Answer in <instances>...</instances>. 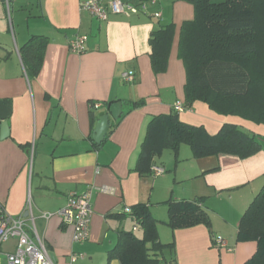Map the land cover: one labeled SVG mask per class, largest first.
I'll use <instances>...</instances> for the list:
<instances>
[{
    "label": "crops",
    "instance_id": "obj_1",
    "mask_svg": "<svg viewBox=\"0 0 264 264\" xmlns=\"http://www.w3.org/2000/svg\"><path fill=\"white\" fill-rule=\"evenodd\" d=\"M84 1L0 0V204L13 216L27 217L31 201L34 226L57 264H70L74 253L85 255L75 264H121L109 261V252L122 232L133 230L129 221L137 225L124 215L125 208L140 204L159 220L160 242L174 244L166 261L245 264L258 245L238 241L239 226L264 187V142L260 141L261 151L247 159L227 154L197 159L188 145H182L177 157L165 150L155 158V166L163 167L165 174L135 171L151 119L171 113L179 102L185 106L187 73L179 58V40L182 25L195 18L193 3L148 0L147 13L111 15L100 21L82 10ZM171 24L175 37L168 68L155 74L150 37ZM76 35L88 37L83 54L69 49ZM35 36H43L47 45L39 74L29 79L21 49ZM126 72L135 73L133 83L123 80ZM110 101L121 102L123 113L110 119L105 140L97 144L93 134ZM96 102L102 107L91 108ZM179 115L211 135L234 124L264 138L263 124L218 114L202 101ZM2 122L9 125L5 139ZM104 187L109 191L102 192ZM90 189V238L79 243L74 241V227L64 224L59 212L71 192ZM197 199L209 212L210 227L172 230L166 202ZM27 224L33 227L30 220ZM216 237L225 239L230 250L218 248ZM12 250L14 243L5 251Z\"/></svg>",
    "mask_w": 264,
    "mask_h": 264
},
{
    "label": "trees",
    "instance_id": "obj_2",
    "mask_svg": "<svg viewBox=\"0 0 264 264\" xmlns=\"http://www.w3.org/2000/svg\"><path fill=\"white\" fill-rule=\"evenodd\" d=\"M191 2L195 18L182 25L179 40V58L187 73L185 108L202 101L218 114L264 125V0ZM174 37L173 24L152 33L151 62L155 74L167 71ZM46 45L43 36H35L21 49L29 79L39 74ZM114 103L110 101L107 106L110 108ZM182 145H188L197 159L221 154L247 159L262 149L254 135L237 125L225 124L216 135H211L203 126L183 122L173 110L151 119L135 171L151 175L156 157L165 150H171L177 157ZM166 205L167 225L172 230L211 225L202 199L169 200ZM124 215L138 223L141 235L133 230L122 232L117 246L109 252V261L161 264L166 252L174 250V244L160 242L159 220L144 204ZM238 241H254L258 245L245 264H264V187L242 217ZM164 264H174V260Z\"/></svg>",
    "mask_w": 264,
    "mask_h": 264
},
{
    "label": "built area",
    "instance_id": "obj_3",
    "mask_svg": "<svg viewBox=\"0 0 264 264\" xmlns=\"http://www.w3.org/2000/svg\"><path fill=\"white\" fill-rule=\"evenodd\" d=\"M156 0L150 3L154 4ZM82 10L88 11L92 16L100 21H107L111 15H138L147 13L149 2L143 1L133 5L122 0H86L81 4ZM158 17L160 13L156 14ZM88 37L86 35H76L69 42V49L76 54H83L86 51ZM122 78L127 83L135 81L134 72H126ZM102 103L96 102L91 105L93 109L102 107ZM182 103H177L174 107L178 113L185 110ZM166 170L161 166H153L154 176L165 174ZM102 192L109 191L108 188H101ZM93 189L86 192H71L66 205L60 210L59 215L66 225L74 227V241L86 242L90 238L91 222L94 214L92 202ZM132 208L126 207L124 213L131 214ZM28 216H13L3 205L0 204V264H57L53 254L45 244L44 239L38 234L34 226V215L31 201L27 203ZM44 214V218L50 217ZM33 224L29 226L27 221ZM139 225L134 226L133 231H137ZM215 245L220 249H229L227 241L222 237L214 238ZM14 243V250L3 252L1 249L5 244ZM85 255L74 253L70 256V264L77 263L84 259Z\"/></svg>",
    "mask_w": 264,
    "mask_h": 264
},
{
    "label": "water",
    "instance_id": "obj_4",
    "mask_svg": "<svg viewBox=\"0 0 264 264\" xmlns=\"http://www.w3.org/2000/svg\"><path fill=\"white\" fill-rule=\"evenodd\" d=\"M123 113V106L121 102H115L109 108L107 114H104L99 118V122L95 128L93 139L95 143L101 144L106 137L107 129L111 118L119 119ZM9 137V125L7 122L1 123V138L5 139Z\"/></svg>",
    "mask_w": 264,
    "mask_h": 264
},
{
    "label": "rangeland",
    "instance_id": "obj_5",
    "mask_svg": "<svg viewBox=\"0 0 264 264\" xmlns=\"http://www.w3.org/2000/svg\"><path fill=\"white\" fill-rule=\"evenodd\" d=\"M30 9H31V8H30ZM30 9H29V11L32 13V10H30ZM24 28H25V26H24ZM259 125H260V124H259ZM261 125H262V124H261ZM258 140L264 142V138H263L262 136H259ZM188 148H190V147H188ZM258 193H260V191H259ZM258 193H257V194H258ZM257 194H256V196H257ZM256 196H255V197H256ZM255 197H254V199H255ZM254 199H253V200H254ZM129 223L131 224V225H130V229H133L134 224H133L132 222H130V221H129ZM137 235L140 236V235H141V232H137ZM11 244H12V243L5 244V245L2 247L1 250L5 251L6 249H8V248L11 247Z\"/></svg>",
    "mask_w": 264,
    "mask_h": 264
}]
</instances>
